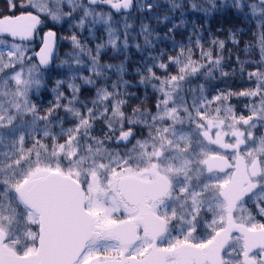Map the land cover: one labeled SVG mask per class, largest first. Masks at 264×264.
<instances>
[{
    "label": "snow or ice",
    "instance_id": "6c2138e0",
    "mask_svg": "<svg viewBox=\"0 0 264 264\" xmlns=\"http://www.w3.org/2000/svg\"><path fill=\"white\" fill-rule=\"evenodd\" d=\"M5 4L0 264H264V0ZM222 14L249 26L244 59L228 48L243 29L205 26ZM109 48L125 60L102 63Z\"/></svg>",
    "mask_w": 264,
    "mask_h": 264
},
{
    "label": "trees",
    "instance_id": "16d2710c",
    "mask_svg": "<svg viewBox=\"0 0 264 264\" xmlns=\"http://www.w3.org/2000/svg\"><path fill=\"white\" fill-rule=\"evenodd\" d=\"M0 5L6 6L5 0H0ZM1 12H3L4 14H9L7 9L3 10ZM169 15H171V13H169ZM133 16H134V19L132 21H130V22L133 24V28L135 29V31L138 32L139 31L140 20H141L142 17H141V14L138 13V12H134ZM115 18L119 19L120 17L116 16ZM188 19L192 20L194 18L193 17H189ZM145 22L148 23L152 28H155L157 30V32H159L161 35H163L164 32L167 31V28L164 27V23H166V22L161 23L159 25L156 23L155 20H146ZM176 22L178 23L179 21L177 20ZM205 26L206 27H210L213 32H216L217 29H223L222 32H218L217 33L220 36V38H222V39L226 38L225 34L227 33V31L229 29H233V30H235V29H243L244 31L238 37L239 40H240L239 48L238 49L237 48H233L231 43L228 44V48L231 49L233 54H234L233 55V60H235V56L237 54L242 59L245 58V54H244V52L242 50H243V48L245 46V42L252 40V35H251V31L249 30V26L245 22H243L242 19H237L232 14H222V15H219V16H215V17L209 18L208 24L205 25ZM168 27H171V25H168ZM61 29H64L67 34H65L64 31H63L64 34L63 33L62 34L58 33L60 35V38L61 37H66V36L69 35V32L67 31V25H64L63 27H59L58 26L57 30H59V32H60ZM87 35H88V33L84 32L82 34L81 38H83V36H87ZM186 35H187V33H185V36ZM96 36L97 37H104V39L107 38L106 37V33L103 32L102 28L96 32ZM182 38L183 37H181L179 34L176 36L177 40H180ZM60 40L63 41L64 46H63L62 52H58V54H59L58 56H59L60 60H63V59H66L64 53H66L68 51H71V45H70V43L67 40H64V39H60ZM98 42H99V39H97L96 41L89 40L88 44H89L90 47H94L95 43H98ZM136 42L143 43V37L142 36L141 37H137V41ZM129 43L131 45L134 42L130 41ZM161 47L167 48V49H169V51H171V46H170V44L168 42H165V43H162V44H158L157 45V50L159 48H161ZM57 49H58V47H57ZM145 55H146V53H145ZM140 59H141V53L138 52L135 49V47H130L129 50H128V60H127V64H126L127 72L129 74L125 75V79L133 81V83H135L136 80L139 79V77L134 75V71H135V68L137 67L138 62L140 61ZM124 60H125V56L124 55H114L112 50H111V48H109L107 50V54L102 57V61L101 62L102 63L103 62H107V63H112V64H119L121 61H124ZM56 63H59V60H57ZM53 68H55V67L53 66ZM83 75L87 76V75H90V73L85 71V72H83ZM111 78H112V80H114V79H116V76L112 75ZM76 82L77 83H81V81H79V80H77ZM110 82L111 81H109V83ZM129 91L135 92L137 97H140V96L144 95V89H143L142 86L133 87ZM81 92H82L81 99H88L91 95L94 94L95 90L90 88V87H88V86H82ZM153 99H154V97H152V93H151L149 101L153 102ZM135 101H136V99H133V100H131L129 102V105H128V111L129 112H131V109L133 107H135V105H134ZM233 102L235 103V101H233Z\"/></svg>",
    "mask_w": 264,
    "mask_h": 264
},
{
    "label": "rangeland",
    "instance_id": "374dc122",
    "mask_svg": "<svg viewBox=\"0 0 264 264\" xmlns=\"http://www.w3.org/2000/svg\"><path fill=\"white\" fill-rule=\"evenodd\" d=\"M7 9V6H4V5H0V12L1 11H3V10H6ZM107 10V9H106ZM54 31H56L57 32V34L58 33H60V34H64V32H65V30L64 29H61L60 30V32H59V30H57V29H54ZM64 31V32H63ZM65 34H67L66 32H65ZM60 38V35L58 34V43H59V45H58V52H62V50H63V46H64V43H63V41L62 40H60L59 39ZM65 54V53H64ZM59 55V54H58ZM53 66L55 67V64H53ZM94 94H95V92H94ZM93 94V95H94ZM93 95H91L89 98H91ZM150 95H151V91L149 90V92H148V96H149V99H150ZM143 97H144V95H142V96H140L139 98L140 99H143ZM88 98V99H89ZM139 103H140V100H138V99H136V101L134 102V105H135V107L137 106V105H139ZM152 104V101L150 102L149 100L146 102V104H145V106H150Z\"/></svg>",
    "mask_w": 264,
    "mask_h": 264
}]
</instances>
